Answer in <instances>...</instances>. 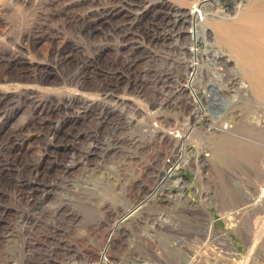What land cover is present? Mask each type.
<instances>
[{
    "label": "rangeland",
    "instance_id": "obj_1",
    "mask_svg": "<svg viewBox=\"0 0 264 264\" xmlns=\"http://www.w3.org/2000/svg\"><path fill=\"white\" fill-rule=\"evenodd\" d=\"M25 1L0 0V53L11 52L14 48L12 51L22 50L26 56L30 55L31 59L35 56L46 58L56 43L57 38L53 37L56 29L60 30L63 36H70V40H78L77 43L84 46L85 54L71 51L70 62H73V65H70V69L76 62L81 61L83 56L92 54L94 58H98L103 71L119 70L120 74L124 73L121 78L130 76L126 91L122 87L126 79H121L115 92L121 93L125 101L128 99V102H131L129 107L119 103L125 107L123 113L131 125L129 129L135 131L136 138H141L138 146L139 157L122 156L120 158L110 154L103 157L101 154L91 153L85 160L81 159L72 166L70 165L66 172L68 178L72 179L74 186L77 185L75 187L86 190L84 192L86 195L82 192L81 196L85 198L81 200L83 202L78 201L79 205L73 199V204L70 201V223H61L63 231L60 230L62 239L59 244L65 246L64 248L69 247L57 254L58 261L49 260V263L44 261L41 254L44 252V247L36 249L37 253L30 258L33 260L31 263L60 264L62 259L70 257V264H97L100 261L101 251L106 250L109 259L107 264H264V194L262 191L264 186V60H262L261 51L264 50V45H262L264 44V36L262 37L264 31L259 24L251 21L253 17L245 24H248V28L255 29L253 31L246 27L248 31H244V34L247 41L245 39L237 44L236 41L229 39L230 35H228L226 25L217 24V20L209 21L212 29L214 26L217 27L216 31L212 32L213 34L207 35L212 43L207 44L204 38L196 39L195 47H197L198 55H203L204 49L211 50L212 48L226 52L220 58L221 61L217 63L218 66L226 67L223 76L218 77L220 80L217 84L214 82V77L210 76L213 75L210 63L204 62L205 67L202 69V74L196 75L197 84L195 83L193 87L198 92L204 112L208 114V117H198L201 109L190 95L189 87L183 85L187 83L189 75L187 65L191 63L192 58L187 46L191 39L187 40V33L184 32V35H180L178 46L170 42L163 44L155 38L150 40L151 36L148 34L151 33L145 30L146 25H153L154 31L162 26L166 17L161 11L169 0H159L163 1L161 5L158 2L151 8L150 6L144 8L143 16L137 21L139 25L128 24L130 21L122 17L123 13L119 17L116 16L115 20H109L103 25L88 27V31L74 32L78 37L71 35L75 27L73 25L82 20L84 16L95 14V4H103L102 0L100 2L73 0L70 5L65 6L59 4L60 0H27L26 3ZM111 1L113 2V0H106V6H109ZM128 1L130 2V0H116V3H122V8L128 9ZM169 2L182 5L181 7L186 10H189L187 8L192 9L193 5L196 6V0H170ZM138 3H140L139 0ZM243 3H247L245 10H259L264 14V0H246ZM241 7H243L242 4ZM75 8L77 12L74 11ZM239 14L236 13V15ZM116 22L122 23L118 31L113 30ZM255 25L259 28H254ZM30 30H37L41 35L36 38L37 42H34L31 49L26 51L20 45H23V38ZM123 30L128 32V35ZM138 30L145 41L136 43L140 45L136 48L134 44L130 45L131 43L126 45V42L132 40L129 39L131 36L140 38ZM235 34L237 38V33ZM258 35L260 37L257 38ZM171 39L169 40L173 41V38ZM230 40L237 45L246 43L248 46L237 51V45L232 44ZM160 44H163L162 47ZM230 44L232 46L235 44L236 47L233 46L235 49ZM163 49L168 53H165ZM243 50L248 52L243 53ZM161 51L169 56V58L165 57L164 63L149 59L147 56L152 52L162 54ZM27 52L30 54L28 55ZM136 53L140 56L136 58L137 62L134 58ZM174 57L177 59L174 63L179 65L176 67L177 70L179 69L176 76L171 75L166 79L163 75L151 82L148 81L150 79H142L141 76L145 73L146 67L152 69L150 71H155L154 76H157L158 69L162 70L174 65ZM181 57L184 60H181ZM196 62H198L197 57ZM19 66H13L10 69L0 60V88L15 89L13 85L21 80L6 79L4 82L1 78L6 73L8 75V72L17 77L21 73ZM153 72L147 76L152 77ZM226 75L231 77V80L229 78V83L225 85ZM164 77L165 80H163ZM52 78L53 75H50L49 82H52ZM86 83L90 85L93 81L87 80ZM148 83H152L154 88L151 89ZM165 84L168 85L165 86ZM70 87V94L75 93L74 85L71 84ZM47 88L38 86V92L52 97L53 94L64 90L62 86ZM91 92H88L87 96L98 100V95ZM169 95V100L165 98L166 105L164 104L161 108L159 102ZM119 114L116 115L117 119L122 118ZM18 116L19 113L13 115L5 128L17 122ZM151 116H154L152 121L155 120V127L153 126L152 132H144L148 127L145 124H150ZM85 122L70 120V123L68 122L70 127H65L66 125L63 124L65 128L59 129L56 136L58 135L59 139L70 138L72 141L75 136L79 135L77 134L79 129L90 124V122ZM99 125L90 127L94 129L97 137L103 136L104 138L112 132L110 125L105 123ZM183 131L189 133L185 141L187 162L179 164L178 170L171 174L167 185H164L160 191L157 190L152 198L147 199V194L159 182L160 168L169 164L167 159H170V163L179 162L180 157L176 146L182 137H177L176 134L182 135ZM86 137L87 133L79 136L85 139L84 146L90 143ZM35 141L33 137H30L26 141L27 145L18 147V152H21L20 159L37 156L38 145L34 143ZM80 144L77 143L76 148L73 149L76 154L80 153L78 149ZM65 153V150H60L57 155L62 158ZM123 157H126L125 160ZM49 160L50 157L45 155L39 164L40 176L45 179L55 176L54 171L47 172L44 169ZM97 161L101 164L95 167ZM102 162L106 163L102 164ZM65 191H67L66 188L62 189L60 186H50L45 192L39 191L41 205L56 204ZM74 192L77 194L76 191ZM4 198L2 197L3 200ZM144 199L145 201L142 202ZM132 204H137V213L126 217L115 234L110 235L114 221L121 218L126 208H130ZM44 245L45 243L41 246Z\"/></svg>",
    "mask_w": 264,
    "mask_h": 264
},
{
    "label": "bare ground",
    "instance_id": "obj_2",
    "mask_svg": "<svg viewBox=\"0 0 264 264\" xmlns=\"http://www.w3.org/2000/svg\"><path fill=\"white\" fill-rule=\"evenodd\" d=\"M72 1L73 0H60L59 4L63 6L70 5V2ZM95 1L100 2L101 0H95ZM102 1L103 4L101 5L95 4L96 5V7L94 8V10L96 11L95 14L93 15L89 14L84 17L82 16L83 17L82 20H80L78 23L73 25L75 27L74 28L72 27L73 28L71 34L72 36L78 37V35L75 33H80L81 31L82 32L88 31L89 29L88 27L93 28L94 26L100 24L103 25L105 22L109 20L111 21L113 19L115 20L116 16L119 17L123 13L124 14L122 15V17L130 21V23L128 24L135 26L137 24V21H139L143 16L145 12L144 8H146L147 6H150L151 8L158 2L160 3V5L161 3H163V1H159V0H139L140 3H138V0H130V2L129 1L127 2L128 7L131 9L130 10L129 8L123 9L121 5L122 3L118 4V2L116 3V0H113V2L111 1L112 3H110L109 6H106L105 3L106 0H102ZM169 1H167V5L164 7V9L162 8L163 11H161L162 13H164L166 17V19H164V22L163 23L161 22L162 26H160L159 29H157V31H154L152 28L153 25H146L145 30L151 33L148 34L149 36H151L149 37L150 40L152 38H155L156 40H158V42H161L163 44L166 42H170L172 44H176V46H178V42L180 43V35H184V32L187 33V40L191 39V42L189 41L190 43L188 42L189 45L187 46L189 47L188 49L191 51L190 53L192 54L191 56L192 58L190 61L191 63L187 65L189 69V75L187 76V83L183 85H187L189 87L190 95L195 100V102L198 103V106L201 109V111L198 113L197 116L208 117V114L204 112L200 97L197 94L198 92L196 91V88L193 87V85L195 83L197 84L198 77H196V75L199 73L202 74V69H204L205 67L204 62L210 63L212 65L211 69L213 75L210 76L214 77V82L217 84V82L220 80L218 77L223 76L224 68H226V67L223 68L222 65L218 66L217 63L218 61H221L220 58H222L226 54V52L218 48H212L211 50L204 49L203 55H198L197 53L198 51L196 49L197 47H195L196 39L204 38L207 44L212 43V41H210L211 39L209 40L207 38L208 37L207 35L208 34L210 35L213 31H216L217 27L214 26V28L212 29L211 23L209 24V21L217 20L216 22L217 24H222L223 26L226 25L229 33L228 35H230L229 39L236 41L238 44V42L244 41L247 38L246 35L244 34V31L245 32L248 31L250 27L248 28L247 26L248 24L247 25L245 24L248 23L251 17H253V20L251 21H254L255 23L259 24L262 30L264 31L263 29L264 14L259 10L258 11L245 10L247 3H243V2H245L246 0L234 1L227 10L221 12L223 14H220L219 13L220 11L217 8H215L217 6V2L215 0H196V3H200V4L203 3L202 6L204 8L200 9L199 11L200 13L195 12V8L192 9L187 8L189 10H186L181 7L182 5L181 6L175 5L174 3H171ZM26 2L27 0L25 1V3ZM28 2L30 4V1ZM241 4L243 7H241ZM231 9H233V11H230ZM74 11L77 12L76 8ZM232 13L233 15H229ZM236 13H240V14L236 15ZM10 15L13 16V14ZM20 15H22V13ZM199 15H201V18ZM116 21H118V19ZM116 23L117 24L113 26L114 27L113 30L118 31L119 30L118 28L121 26L122 23H118V22ZM137 25H139V23ZM257 26L258 25H255L254 28H257ZM128 27L131 29L130 26ZM208 30H210L209 31L210 33H208ZM37 32H38L37 30L28 31L24 36L25 38H23L24 39L23 45H20V47H22L26 51L30 50L33 44L37 42L36 38H39L38 36L41 35L39 32L38 33ZM235 32L237 33V38H235L236 36ZM124 33L128 35V32L125 31ZM138 33L140 35V38L138 36L130 35L131 37L129 39L132 40L126 42V45L131 43L130 45L134 44L135 48L139 47L140 45H137L136 43H140L145 40H143V35L140 34V31ZM230 33H234V34H230ZM253 33H257V32H253ZM62 34L61 31L58 29H56V31L53 33L54 35L53 37L60 40L56 39L55 41L56 43L54 47L50 50V53L47 55L46 58H36V56L33 55L35 56V58L33 57L31 59L29 58L30 53L27 52L29 56H26L25 52L19 50L18 48H17L18 50L15 51H12L14 49L13 48L11 52L9 51L4 54L0 53V60L3 61L5 66L11 69L13 68V66L16 67L17 65H20L19 67L21 69L20 70L21 73H19L17 77H14L12 74H10V72H8V75H6L7 74L6 71L5 72L6 74L1 78L4 80V82L6 81V79H19L21 81L16 84L12 83L14 84L13 87H15L14 90H6L0 88V264H33L31 263L33 260H30V258L34 253H37L35 251L36 249H40V248L43 249L42 247H44V252L41 253L44 261L46 260L47 263H49V260L58 261L56 258L58 257L57 254L69 247L68 246L64 248L65 246L63 247L59 244L60 240L62 239L60 232V230H62L61 223L62 222L70 223V201H72L73 199V201H77V203L76 202L75 203L78 204L79 203L78 201H81L83 200V198H85L84 196H81L82 192L83 195H86L84 194L86 190H84L81 187L78 188L75 187L77 185L74 186L73 182H71L72 179L70 177L68 178V174H66V172H68L70 165L72 166L76 162L81 161V159L85 160L86 158H88V155L91 153L92 154L96 153L97 155L101 154L103 157H105L106 154L107 155L110 154L112 156L113 155L119 156L120 158H122V156H127V158L128 157L136 158V156L139 157L138 146L141 143L140 141L141 138H136L135 131L129 129L131 128V125L129 124V120H126V116L124 117V113H123V109L125 107L124 105L122 107L120 104V103L126 104V106L129 107V105H131L130 104L131 102H128V99L125 101L121 93L115 92L116 88L119 85V81L121 79L122 80L126 79L125 85L122 86L123 90L126 91L125 89L129 85L127 82H129L130 76H125V78H121L124 73L120 74L119 70H116L115 72L112 70L103 71V69L100 67L98 58H94L95 56L92 54L83 56L82 60L76 62L73 68L70 69V65H73L72 64L73 62L72 63L70 62L71 61L70 52L79 51L84 53L83 52L84 46L77 43L78 40L75 39L70 40V36H63ZM247 36L249 37V35ZM263 36L264 35H262V37ZM253 37L255 36L253 35ZM258 37L260 36L258 35L257 38ZM171 38H173V41H171L172 40ZM230 41L229 43L232 42ZM245 41H247V39ZM11 43L14 44L12 40ZM233 43L235 42H232V44ZM163 44H160V47H162ZM230 46L232 45L230 44ZM247 46L248 44L241 43L237 45L238 47L237 51H239V49L241 48H246ZM235 47L233 48L235 49ZM163 50L165 51V53H168V51L166 52L165 49ZM261 51L263 57L262 60H264V50ZM162 52L163 51H161V53ZM247 52L243 50V53H247ZM165 53L164 54L162 53L163 54L162 55L152 52V53H148L147 56L149 57V59H153L154 61L158 60L164 63V59H166L165 57L168 56ZM136 54L134 58L135 61L137 62L136 58L140 56H138L139 54L137 55ZM175 55L177 56V53ZM241 56L242 55H240V57ZM196 57L198 62H196ZM182 59L184 60L183 57H181V60ZM174 60L175 61H173V63L177 61L176 57H174ZM178 61H180V59ZM176 67H179V65L174 63V65H170L166 67V69L159 70L158 68H156L158 69L156 71V74H158L157 76H154L155 71L154 72L150 71L152 69H148L146 67L145 73L144 74L142 73L141 77L142 79H150L148 80L150 82L155 81L156 79H158V77L161 78V76L163 75L167 79L170 78L171 75L176 76V72L179 73L178 71L179 69L177 70ZM149 71L153 72L152 73L153 78L151 76L150 77L147 76L149 74L151 75ZM190 73H192V75H190ZM235 73L236 72L234 71V74ZM50 75H53V78L51 79L52 82H49L48 80ZM226 76H227L226 83L224 82L225 85L229 83L228 81L229 78L231 80V77H228V75ZM165 77L163 80H165ZM87 80H92L93 83L89 85L86 83ZM107 80L108 82H106ZM71 84L74 85V88L76 89L75 93L73 94H70ZM105 84L108 85L105 86ZM148 84H149L148 86L151 87L152 89L153 87L152 83L151 84L148 83ZM166 85L168 84H165V86ZM38 86H42L44 88L45 87L49 88V86H62L64 90H62V92H59L58 94L55 95L53 94V96L50 97L48 94H45L43 92H38ZM89 90L94 92L96 95H98L97 96L98 100L89 98L87 96V94H89L88 92H90ZM144 92L145 91H143V93ZM165 98L169 100L170 95L168 97H164L161 99V101L159 102L161 108L163 107L164 104L166 105ZM109 112L111 113L110 116H109ZM16 113H19L17 122L15 121L8 128H5L6 123ZM118 113H120L119 115H122V118L117 119L116 115H118ZM153 117L154 116L150 117V124H145V126L147 125L148 127L144 132L153 131V126L155 125L154 122L155 120L152 121ZM70 120H80L82 123H86L85 121H87L90 122V124H88L84 128L79 129L77 131V134H79L77 135L78 138L77 136L74 135L75 137L73 136L74 139L72 141H70V138L59 139L58 135L56 136L57 131L62 127H64L65 125H66L65 127H70L69 124ZM102 123L110 125V127L112 128L111 130L112 132H110L104 138L103 136L101 138L97 137V134L96 132H94V129L93 130L90 129L91 126L92 127H95L96 125L100 126L99 124ZM83 133H87L86 138H88V140L90 141V143L87 144L86 146H84V144H86L85 139L79 138V136ZM188 134L189 133L187 131H183L182 135L176 134V136L178 135L177 137H182V139L179 142H177L178 144L176 146L177 154L180 157L179 162L170 163V159H167V162H169V164L163 168H160L161 176L159 182L158 184H156V186H154L152 191L147 194L146 196L147 199L152 198L157 190L160 191L164 185H167L166 183L169 181L171 174L178 170L179 164L182 165L187 162L188 156L185 150L186 148L185 141L186 138L188 137L187 136ZM30 137H33L36 140L34 143H37L38 145V151H37L38 154L34 158L20 159L19 154L21 152L20 153L18 152L19 150L18 147L27 145L28 142L26 141ZM77 143H81L78 146V149L80 151V153L78 154H76V152L73 151V149L76 148ZM25 148H27V146H25ZM60 150L62 151L65 150L66 152L62 156V158H59L57 155V152ZM45 155H48V157H50L47 166L44 167L45 171L55 172L54 173L55 176H52L51 178H47V179L40 176L41 171L39 169L40 166L39 164L43 156ZM125 158L126 157H123L124 160ZM99 163L100 161L95 162V167ZM103 163L106 162H102V164ZM50 186H60L62 189L66 188L67 191H65L62 194L61 198L58 200V202H56V204L52 206H43L40 203L41 195H39L40 193L38 194V192L39 191L45 192V190ZM75 188L78 189V191ZM262 189L264 194V186ZM74 191H76L77 194ZM2 197H5L4 200L2 199ZM73 201L71 202V204H73ZM143 201H145V199L142 200V202ZM137 209H138L137 204L134 205L132 204L130 208L128 207L126 208V211L124 212L123 216L133 215L134 213H137L136 212ZM11 215L12 217H10ZM121 222H122L121 218H117L114 221V224L111 226L112 228L110 235L113 236L115 234L117 229L121 226ZM68 225L69 224H67V226ZM45 240L46 242H44ZM40 241L41 243H39ZM51 242H53V244H50ZM43 243H45V245L41 246L43 245ZM15 257H17V259ZM69 259H62L60 264H70ZM97 264H100V262H98Z\"/></svg>",
    "mask_w": 264,
    "mask_h": 264
},
{
    "label": "built area",
    "instance_id": "obj_3",
    "mask_svg": "<svg viewBox=\"0 0 264 264\" xmlns=\"http://www.w3.org/2000/svg\"><path fill=\"white\" fill-rule=\"evenodd\" d=\"M217 2V6L215 8H217L220 12H224L225 10H227L231 4L234 2V1H238V0H215ZM203 4V3H202ZM202 4L200 3H196V6L193 7L195 8V12H198L200 13V9H203L204 7L202 6ZM200 18H201V15H199ZM192 73H190L191 75ZM126 217H129V215H125L123 216V218L121 217L122 221L126 218ZM107 253H106V250L105 251H101L100 253V264H107V261L109 260L107 258Z\"/></svg>",
    "mask_w": 264,
    "mask_h": 264
}]
</instances>
